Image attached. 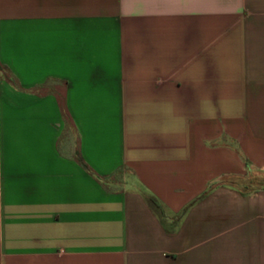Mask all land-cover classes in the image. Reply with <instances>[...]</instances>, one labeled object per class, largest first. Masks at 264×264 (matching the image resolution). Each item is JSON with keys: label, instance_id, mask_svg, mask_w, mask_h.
I'll use <instances>...</instances> for the list:
<instances>
[{"label": "crops", "instance_id": "1", "mask_svg": "<svg viewBox=\"0 0 264 264\" xmlns=\"http://www.w3.org/2000/svg\"><path fill=\"white\" fill-rule=\"evenodd\" d=\"M256 177L264 0H0V264H264Z\"/></svg>", "mask_w": 264, "mask_h": 264}, {"label": "rangeland", "instance_id": "2", "mask_svg": "<svg viewBox=\"0 0 264 264\" xmlns=\"http://www.w3.org/2000/svg\"><path fill=\"white\" fill-rule=\"evenodd\" d=\"M58 97H59V95H58ZM59 99H60V103H61V100H62L61 95H60ZM256 181L262 182L261 183L262 185L264 184V178L263 177H256L255 179L251 180V184L244 183L242 186L245 190H251L253 188H257L258 182H256Z\"/></svg>", "mask_w": 264, "mask_h": 264}, {"label": "trees", "instance_id": "3", "mask_svg": "<svg viewBox=\"0 0 264 264\" xmlns=\"http://www.w3.org/2000/svg\"><path fill=\"white\" fill-rule=\"evenodd\" d=\"M61 105H62V110L64 111V113H66L63 99L61 100ZM98 179L101 180V181H105V179H102V178H98ZM256 182H258L257 184L259 186H264V184L263 185L261 184L262 182H260V181H256ZM244 183L251 184V181L250 182H244Z\"/></svg>", "mask_w": 264, "mask_h": 264}]
</instances>
